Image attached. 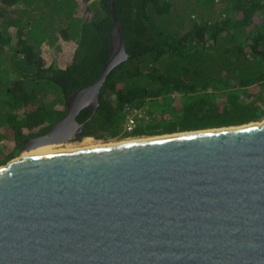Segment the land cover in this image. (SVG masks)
<instances>
[{
	"label": "water",
	"instance_id": "1",
	"mask_svg": "<svg viewBox=\"0 0 264 264\" xmlns=\"http://www.w3.org/2000/svg\"><path fill=\"white\" fill-rule=\"evenodd\" d=\"M109 0L99 78L23 150L85 135L110 71L127 61ZM22 155L0 166V264H264V120Z\"/></svg>",
	"mask_w": 264,
	"mask_h": 264
},
{
	"label": "trees",
	"instance_id": "2",
	"mask_svg": "<svg viewBox=\"0 0 264 264\" xmlns=\"http://www.w3.org/2000/svg\"><path fill=\"white\" fill-rule=\"evenodd\" d=\"M183 1L189 14L175 9V0H115L130 57L108 74L92 118L89 108L77 115L87 120L85 135L156 136L264 119V0H221L217 15L202 12L215 0ZM108 3L0 0V140H9L0 166L20 153L22 140L45 134L64 116L72 92L99 78L111 53ZM59 37L76 42L64 68L47 65L36 50ZM144 104L151 122L124 132L126 106ZM161 111H171L169 118Z\"/></svg>",
	"mask_w": 264,
	"mask_h": 264
},
{
	"label": "rangeland",
	"instance_id": "3",
	"mask_svg": "<svg viewBox=\"0 0 264 264\" xmlns=\"http://www.w3.org/2000/svg\"><path fill=\"white\" fill-rule=\"evenodd\" d=\"M175 4L176 6H174L175 9H179L181 10V12L183 13H187L189 14L190 10L187 7L186 2H184L183 0H175ZM223 6V3L221 0H215L214 1V5H212L210 8L209 7H204L202 10V12L204 14H208L211 15V13H213L212 15H217L220 11L221 8ZM185 9V10H184ZM202 12H200L199 14H201ZM197 20V19H196ZM200 21V20H197ZM185 22L187 25H191L192 22L188 21V19H185ZM63 26L62 22L57 23V27H61ZM9 32L14 34L15 32V28L14 27H10L9 28ZM17 42H18V38L16 35H13V39H12V43L11 46L13 47H17ZM29 42L31 43V39H29ZM76 47V42L74 41H67L64 40L63 38L59 37V39L55 42V44H49L48 42L43 43L42 45L36 47V50H39L40 55L44 58L45 62L47 63V65L49 64H55L56 66H59L61 68L66 67L67 65H69L73 59V53ZM12 50H9L6 56H9V54H11ZM21 56H23V52H21ZM10 70H11V66L10 64H8ZM13 71V70H12ZM176 104H178V107L181 108V101L179 99L176 98ZM149 106V105H148ZM149 108V107H148ZM150 109V108H149ZM151 111V109H150ZM172 111V110H171ZM171 111H166V112H159L160 114H162L166 119L169 118L170 116V112ZM0 113H3L2 111H0ZM22 116V114H21ZM264 120V119H263ZM261 121H257L256 123H260ZM3 125H5L4 120L0 119V131L2 130ZM87 137H91L92 141H94L93 143H119L122 142L124 140H129L132 138H136L133 136L130 137H116V138H111L109 140H103V139H97L93 136H84L82 138L79 139H73L72 142H68L66 144H59L56 145V149L62 150L68 147H82V146H86V138ZM139 138V136H137ZM144 138L147 137H151V136H143ZM9 143V140L2 138L0 140V148H3L5 145H7ZM55 145V144H54ZM25 151H20V153L15 157L18 158L20 156L23 155Z\"/></svg>",
	"mask_w": 264,
	"mask_h": 264
},
{
	"label": "built area",
	"instance_id": "4",
	"mask_svg": "<svg viewBox=\"0 0 264 264\" xmlns=\"http://www.w3.org/2000/svg\"><path fill=\"white\" fill-rule=\"evenodd\" d=\"M148 107V104H144L141 106H126L124 110V132L132 133L139 125L151 122L152 114Z\"/></svg>",
	"mask_w": 264,
	"mask_h": 264
},
{
	"label": "bare ground",
	"instance_id": "5",
	"mask_svg": "<svg viewBox=\"0 0 264 264\" xmlns=\"http://www.w3.org/2000/svg\"><path fill=\"white\" fill-rule=\"evenodd\" d=\"M255 124H258L256 122H251V123H248L246 125H255ZM206 130V129H205ZM155 137H158V136H155ZM140 139H145L144 137H136V138H132L129 140H124L122 142H127V141H134V140H140ZM94 141H92V138L91 137H87L86 138V146H82V147H68V148H65V149H79V148H87V147H95V146H103V145H109V144H115V143H93ZM65 149H62V150H65ZM56 150H59V149H56V145L54 144H51V145H45V146H41L39 148H36V149H28L26 152L23 153V155H28V154H33V153H39V152H48V151H56Z\"/></svg>",
	"mask_w": 264,
	"mask_h": 264
},
{
	"label": "flooded vegetation",
	"instance_id": "6",
	"mask_svg": "<svg viewBox=\"0 0 264 264\" xmlns=\"http://www.w3.org/2000/svg\"><path fill=\"white\" fill-rule=\"evenodd\" d=\"M89 118V117H88ZM87 121V120H86ZM40 135H43V134H39V135H36V136H33V137H30V138H35V137H37V136H40ZM27 139V138H26ZM76 139H78V138H76ZM24 141L25 140H22V143H23V145H24ZM73 140H69L68 142H72ZM68 142H65V143H54L55 145H59V144H66V143H68ZM51 145V144H50ZM22 150H23V146H22ZM21 150V151H22Z\"/></svg>",
	"mask_w": 264,
	"mask_h": 264
}]
</instances>
